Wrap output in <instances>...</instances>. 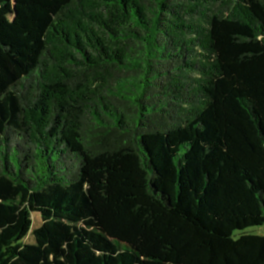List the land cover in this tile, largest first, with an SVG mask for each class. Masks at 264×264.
Segmentation results:
<instances>
[{"label": "trees", "instance_id": "trees-1", "mask_svg": "<svg viewBox=\"0 0 264 264\" xmlns=\"http://www.w3.org/2000/svg\"><path fill=\"white\" fill-rule=\"evenodd\" d=\"M261 225L264 0H0V264H264Z\"/></svg>", "mask_w": 264, "mask_h": 264}, {"label": "rangeland", "instance_id": "rangeland-1", "mask_svg": "<svg viewBox=\"0 0 264 264\" xmlns=\"http://www.w3.org/2000/svg\"><path fill=\"white\" fill-rule=\"evenodd\" d=\"M38 216H34L35 220H37ZM248 231H250V234H254V235H260V236H263L264 235V225H261L259 227H255V228H249ZM32 239L29 238V241H31ZM228 247L230 246L229 244L227 245ZM227 247V248H228Z\"/></svg>", "mask_w": 264, "mask_h": 264}]
</instances>
